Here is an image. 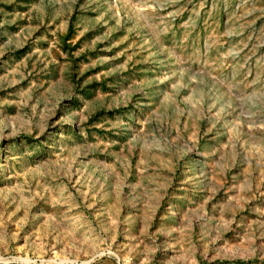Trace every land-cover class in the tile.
<instances>
[{"label":"rangeland","instance_id":"obj_1","mask_svg":"<svg viewBox=\"0 0 264 264\" xmlns=\"http://www.w3.org/2000/svg\"><path fill=\"white\" fill-rule=\"evenodd\" d=\"M0 264H264V0H0Z\"/></svg>","mask_w":264,"mask_h":264}]
</instances>
